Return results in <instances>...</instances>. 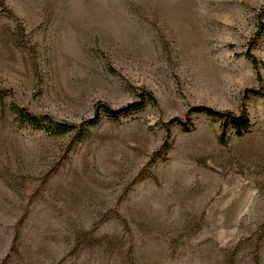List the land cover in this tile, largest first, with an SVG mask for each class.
I'll return each instance as SVG.
<instances>
[{
    "label": "rangeland",
    "instance_id": "obj_1",
    "mask_svg": "<svg viewBox=\"0 0 264 264\" xmlns=\"http://www.w3.org/2000/svg\"><path fill=\"white\" fill-rule=\"evenodd\" d=\"M2 1L0 264H264V0Z\"/></svg>",
    "mask_w": 264,
    "mask_h": 264
},
{
    "label": "trees",
    "instance_id": "obj_2",
    "mask_svg": "<svg viewBox=\"0 0 264 264\" xmlns=\"http://www.w3.org/2000/svg\"><path fill=\"white\" fill-rule=\"evenodd\" d=\"M3 6V1L0 0V7ZM262 27V25H261ZM247 58L251 60V63L254 67H257V60L252 54H245ZM246 93L250 94H256L263 98L264 102V95L261 92V90H254V89H248L246 90ZM8 91L6 89H0V104L3 103L4 98L7 96ZM150 100H154L150 96ZM146 101V97L141 95L139 100L132 101L130 104H126L120 108H112L109 105L100 103L101 107V113L106 116L109 119H116L125 113H128L130 111H138L142 108L143 104ZM11 111H13L17 118L20 120L21 123L27 124L31 126L34 129H47L51 132H67L70 130L75 129L74 124H69L65 122L56 121L52 116L48 114H36L33 113L26 108H23L20 106H17L15 104L11 105ZM189 113H203L208 116H212L214 118H219L222 121L223 128L226 129V127L232 128L236 134L242 135L244 132L250 128L251 124L245 115L244 111L240 112L239 115L233 114L231 112H224L216 110L212 107L205 106V105H195L192 106L189 111ZM99 120V115L96 113L91 119H89V122L91 124L96 123ZM174 123L178 126H185V122L181 120L180 118H173L171 119L168 124ZM83 136V135H82Z\"/></svg>",
    "mask_w": 264,
    "mask_h": 264
}]
</instances>
